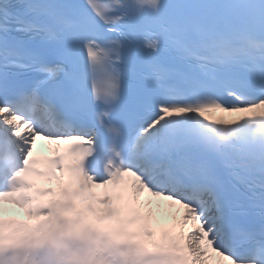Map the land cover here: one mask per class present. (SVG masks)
I'll return each instance as SVG.
<instances>
[{"label": "snow or ice", "instance_id": "1", "mask_svg": "<svg viewBox=\"0 0 264 264\" xmlns=\"http://www.w3.org/2000/svg\"><path fill=\"white\" fill-rule=\"evenodd\" d=\"M0 14V264H206L209 249L229 264H264V205L255 216L223 223L218 195L200 165L181 163L189 133L157 129L168 117L212 108L262 110L243 121L258 122L251 134L264 142V0H15ZM137 35L139 53L133 48ZM178 65L204 81L230 75L224 89L230 101L193 90L185 103L157 104L162 115L129 136L124 121L147 108L152 95L181 91ZM202 120L210 127L199 135L211 142L206 150L214 156L234 144L243 148L241 122ZM37 137L51 145L72 142L63 153L54 149L50 163L58 171L66 167L78 185L63 189L62 198L49 205L33 207L36 196L25 174ZM121 141L127 152L117 147ZM133 161L199 203L154 187ZM51 176L59 179L55 171ZM126 177L134 178L132 189L184 210L178 240L154 241L153 231L131 227L107 192L95 201L107 210L84 195L93 187L127 191ZM6 201L26 208L35 222L6 219ZM201 205L229 239L236 238L242 258L218 246Z\"/></svg>", "mask_w": 264, "mask_h": 264}, {"label": "bare ground", "instance_id": "2", "mask_svg": "<svg viewBox=\"0 0 264 264\" xmlns=\"http://www.w3.org/2000/svg\"><path fill=\"white\" fill-rule=\"evenodd\" d=\"M262 110H256L253 112H241L243 114V118L249 116L251 114H258ZM147 198L141 197L139 198V203L143 206L147 213V219L150 223L151 227H154L158 224H164L169 226L171 223H176L178 226L182 227L181 216L184 210L182 211H174L170 208H167L160 203L149 202L146 200ZM204 212V211H203ZM205 218L208 220L207 213L204 212ZM190 227V222H189ZM212 227V226H211ZM186 232L188 228H183ZM208 259L206 264H229L228 261L224 260L222 257L217 256L211 249H209L207 253Z\"/></svg>", "mask_w": 264, "mask_h": 264}]
</instances>
